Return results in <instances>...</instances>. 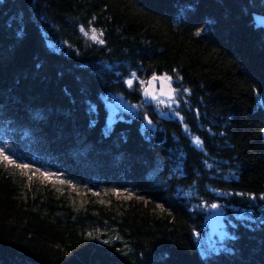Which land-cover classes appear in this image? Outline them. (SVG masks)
Returning a JSON list of instances; mask_svg holds the SVG:
<instances>
[{
  "label": "trees",
  "instance_id": "1",
  "mask_svg": "<svg viewBox=\"0 0 264 264\" xmlns=\"http://www.w3.org/2000/svg\"><path fill=\"white\" fill-rule=\"evenodd\" d=\"M254 15L264 0H0V148L30 165L0 163V264H264ZM153 75L171 109L142 100ZM116 98L135 112L111 117Z\"/></svg>",
  "mask_w": 264,
  "mask_h": 264
},
{
  "label": "snow or ice",
  "instance_id": "2",
  "mask_svg": "<svg viewBox=\"0 0 264 264\" xmlns=\"http://www.w3.org/2000/svg\"><path fill=\"white\" fill-rule=\"evenodd\" d=\"M81 31L83 32L84 29L82 28ZM91 35H90V39L93 40L94 42L96 43H99V44H103L104 43V40L102 39V36H103V33L102 32H97L96 29H91ZM85 35H88V33H85ZM135 75V73H133V76ZM172 79L173 77L171 76H168V75H162V76H156V75H153V77L147 81V85L148 87L144 88L143 91L145 93V96L146 97H151L153 100H156L158 99V97L154 94V92L152 91L153 87H154V84L157 80L160 81V92H159V95L162 96V97H167V101H168V104L167 106L169 107V109L172 108V105L174 103H176L175 99H174V96L175 94L178 92L177 89H174L171 87V82H172ZM132 80L129 79L128 81H126V83L131 86L132 85ZM183 91L185 93H187L189 90L188 89H183ZM160 104H164L165 101L164 100H159L158 101ZM178 115V112L176 113ZM165 115H168V114H165ZM145 119L147 120V117H145ZM151 122L149 121V124ZM197 148H200L201 147V141L199 140V138H195L193 141H192ZM0 163H3V164H8V165H13L15 168L19 169L21 172H25L27 170L30 169V165L28 164H23V163H17L14 159L11 158L10 155L6 154V151L4 148H0ZM35 172H39V174L41 176H44L45 179H48L49 178V174H46V173H43V172H40L39 169H35L34 170ZM60 183H64L63 180L60 181ZM157 207H160L159 205H157ZM212 208H216L217 205L216 204H212L211 205ZM89 236L91 237L92 234L90 233ZM119 237H113V239H118ZM110 241L108 240H105L104 243H109Z\"/></svg>",
  "mask_w": 264,
  "mask_h": 264
},
{
  "label": "rangeland",
  "instance_id": "3",
  "mask_svg": "<svg viewBox=\"0 0 264 264\" xmlns=\"http://www.w3.org/2000/svg\"><path fill=\"white\" fill-rule=\"evenodd\" d=\"M141 81H139V84L142 87V89H141V93H142V90L146 86L148 79L144 84ZM171 85L174 86L173 82H171ZM177 93L174 96L175 101H176V98L178 95ZM156 95H157L158 99L150 100V101H152V104H153L152 108H154L155 110H158V111H160V110L162 111V107H168L167 106V104H168L167 98L159 96L158 91L156 92ZM159 100H164L165 103L160 104L158 102ZM173 105H176V103H174ZM109 107H110L111 117H115L116 115L120 114L121 112H135V106L133 104H130L129 102H127L123 99L121 100L119 98H116L111 103H109ZM212 220L214 221V223L210 225V228H212V231H213V232L211 231L212 235H213V233H216V235H223L224 234V231H223L224 227L222 225H224V223H223L224 220L222 219L221 222H217L215 219H212ZM212 235L208 234L207 239L213 240L215 243V240L213 239Z\"/></svg>",
  "mask_w": 264,
  "mask_h": 264
},
{
  "label": "water",
  "instance_id": "4",
  "mask_svg": "<svg viewBox=\"0 0 264 264\" xmlns=\"http://www.w3.org/2000/svg\"><path fill=\"white\" fill-rule=\"evenodd\" d=\"M253 19H254V22L256 23L257 26L264 29V15H254ZM151 78H149L148 80H150ZM146 87H148L147 84L144 88H146ZM171 87L175 89V87L173 85H171ZM152 91L154 92L155 95H156V92L158 91V95H159V92H160V81L159 80H157L155 82ZM165 98H167V97H165ZM142 100L145 101V100H153V99L151 97H146L145 93L143 91L142 92ZM210 217L212 219H215L217 222H221V220H222V207L217 206L216 208H214V211Z\"/></svg>",
  "mask_w": 264,
  "mask_h": 264
}]
</instances>
